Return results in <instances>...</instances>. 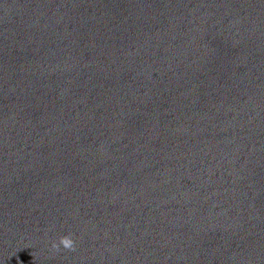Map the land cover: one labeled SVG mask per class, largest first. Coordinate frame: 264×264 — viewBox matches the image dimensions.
<instances>
[{
  "label": "water",
  "instance_id": "1",
  "mask_svg": "<svg viewBox=\"0 0 264 264\" xmlns=\"http://www.w3.org/2000/svg\"><path fill=\"white\" fill-rule=\"evenodd\" d=\"M0 264H264V0H0Z\"/></svg>",
  "mask_w": 264,
  "mask_h": 264
},
{
  "label": "clouds",
  "instance_id": "2",
  "mask_svg": "<svg viewBox=\"0 0 264 264\" xmlns=\"http://www.w3.org/2000/svg\"><path fill=\"white\" fill-rule=\"evenodd\" d=\"M52 247L54 249L63 248L67 250H72L75 247V241L70 235L62 236L59 239V242H53Z\"/></svg>",
  "mask_w": 264,
  "mask_h": 264
}]
</instances>
